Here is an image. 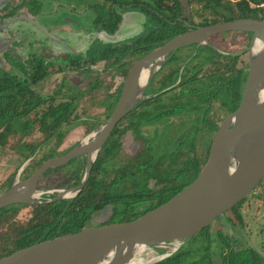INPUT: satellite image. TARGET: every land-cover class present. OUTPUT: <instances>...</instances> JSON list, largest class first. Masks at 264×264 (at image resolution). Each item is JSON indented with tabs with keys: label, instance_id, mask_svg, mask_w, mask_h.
Listing matches in <instances>:
<instances>
[{
	"label": "flooded vegetation",
	"instance_id": "1",
	"mask_svg": "<svg viewBox=\"0 0 264 264\" xmlns=\"http://www.w3.org/2000/svg\"><path fill=\"white\" fill-rule=\"evenodd\" d=\"M263 1L10 0L0 13V196L47 160L67 154L103 123L115 108L134 63L158 53L178 35L229 22H219L223 10H236L244 3L256 8ZM251 19L264 20L258 13ZM121 27L125 35L117 42L105 40ZM251 40L249 33L226 32L156 57L143 98L120 121V129L134 120L138 135L131 134L142 144L144 140L154 142V135L146 137L144 131L153 129L157 135L156 145L149 144L153 153L162 150L164 140L171 137L180 142L162 154L189 150L204 154L220 123L240 104ZM93 108L101 112L89 115ZM32 134L41 141L30 143L29 138L36 136ZM79 135L78 142L67 146L66 141ZM15 163V172L5 175ZM85 165L83 155L45 171L37 181L38 199L48 201L60 191L76 187H66V178L63 183L48 179L64 169L63 177L68 178L77 167L85 170ZM262 185L214 225L182 245L170 244L167 252L202 245L203 253L209 255V261H204L207 264H216V253L224 264L229 251L230 264H264V257L242 233L246 221L241 210ZM32 206L36 205L17 203L0 209V232L4 233L0 248H9L8 238H18L19 232L9 231L10 224L20 226L29 220ZM226 225L230 231L224 233Z\"/></svg>",
	"mask_w": 264,
	"mask_h": 264
},
{
	"label": "water",
	"instance_id": "2",
	"mask_svg": "<svg viewBox=\"0 0 264 264\" xmlns=\"http://www.w3.org/2000/svg\"><path fill=\"white\" fill-rule=\"evenodd\" d=\"M9 1L0 0V13ZM226 32L252 35L248 75L240 104L218 126L197 177L166 203L136 219L87 226L20 249L1 258L0 264H130L147 249L184 244L234 210L263 182L264 20L246 18L178 35L158 53L148 54L134 63L107 119L67 154L47 160L28 179L16 182L0 196V209L17 203L50 204L75 198L85 186L99 152L117 124L143 98L155 71L153 60L178 47L204 43L208 37ZM124 35L125 28L121 27L117 34L105 40L117 42ZM83 155L86 165L79 185L60 191L53 199L40 201L36 194L39 177L48 169L63 166ZM170 254L167 252L164 256Z\"/></svg>",
	"mask_w": 264,
	"mask_h": 264
},
{
	"label": "trees",
	"instance_id": "3",
	"mask_svg": "<svg viewBox=\"0 0 264 264\" xmlns=\"http://www.w3.org/2000/svg\"><path fill=\"white\" fill-rule=\"evenodd\" d=\"M252 1L257 4L260 0ZM244 18H257V9L244 3L243 7L238 5L236 10H223L219 22ZM120 124L102 147L85 186L75 198L32 206L29 220L20 226L11 222L9 231L12 234L19 232V235L15 239L8 238L9 248H0V259L30 245L79 231L88 226L93 214L107 207H111V215L105 223L136 219L163 205L188 186L206 162L209 145L204 154L189 150L177 155H155L146 145L134 157L122 161L120 138L127 131L138 135V125L131 120L125 128L120 129ZM83 170V166H80L69 174L66 187L78 185ZM150 180H156V184L162 180L165 185L153 191L149 186ZM3 235L0 232V236ZM151 249L158 254L157 260L151 264H190V259L193 264H207L204 261H209V255L203 253L202 245H195L192 249L183 246L167 256H164L167 247ZM208 249L209 246L206 251ZM229 252L223 257L224 264H230Z\"/></svg>",
	"mask_w": 264,
	"mask_h": 264
},
{
	"label": "rangeland",
	"instance_id": "4",
	"mask_svg": "<svg viewBox=\"0 0 264 264\" xmlns=\"http://www.w3.org/2000/svg\"><path fill=\"white\" fill-rule=\"evenodd\" d=\"M99 112H101V110L98 111V110H95V108H93L92 110H90L89 115H96V114H99ZM150 130L151 129L144 130L146 137L147 136L150 137L154 135L156 139L154 140V142L145 141L143 142V144L141 141L135 140L130 131L127 132L120 140V146H121L120 147V157L130 158V157H133L136 153L143 150V148H145L146 145H147L146 148H149V144L156 145L157 135H155V133L153 132V129L151 130L152 132H150ZM77 131L81 132L82 130L81 128H79L77 129ZM32 135L37 136V134H32ZM36 136L29 138V142L36 143L38 141H41L40 139L41 137L39 138L38 137L39 135L37 137ZM81 138H82L81 135H79L78 138H74L73 140L66 141L68 144L67 146L73 145L76 141L78 142V140H80ZM83 139H81L80 141H82ZM164 141H166L165 142L166 145L163 146L162 150L155 151L156 153H158L157 155L162 154L164 151L171 152L176 146L174 144L180 142V140H177L171 137L168 139H165ZM208 141L209 140H206V144H208ZM15 165L16 163L13 165L12 169H11V166L8 167L9 168L8 172L5 173V175L11 172H15V167H17ZM66 170L67 169L58 170L55 173H53V175H56V177L55 178L53 177L54 179L49 178L48 179L49 182H52L53 180L54 181L60 180L63 183L65 181V178H67V177H63V175L67 173ZM1 175L3 176L2 169H0V180L2 179ZM263 184H264V180H263ZM164 185L165 183L162 182V180L157 181V184H156V180H151L149 182V186L153 191L158 190L159 188H161V186H164ZM253 195L254 196L252 197L254 198L250 197L245 202L246 204L242 206L241 208V210L243 211V215L245 216V221H246L245 228L242 229V233L244 234V236H246V239L249 241L250 246L253 248L255 247V250L259 252V254L262 257H264V185L260 186ZM110 215H111V207H107L104 210L93 214L90 222L88 223V226L103 224L108 221ZM25 218H27V216H24V219ZM224 228H225L224 233H226L227 231H230L229 225H226ZM237 232L238 230L237 231L235 230V232L232 233L234 237L237 236ZM157 258H158V254L156 253L154 249L153 250L147 249L142 254V259L145 262L149 261L152 263L153 261H156ZM213 260L215 261L216 264H220L219 256L217 255V253L214 254Z\"/></svg>",
	"mask_w": 264,
	"mask_h": 264
},
{
	"label": "built area",
	"instance_id": "5",
	"mask_svg": "<svg viewBox=\"0 0 264 264\" xmlns=\"http://www.w3.org/2000/svg\"><path fill=\"white\" fill-rule=\"evenodd\" d=\"M256 9L259 16L264 18V1L261 4L257 5Z\"/></svg>",
	"mask_w": 264,
	"mask_h": 264
},
{
	"label": "bare ground",
	"instance_id": "6",
	"mask_svg": "<svg viewBox=\"0 0 264 264\" xmlns=\"http://www.w3.org/2000/svg\"><path fill=\"white\" fill-rule=\"evenodd\" d=\"M144 252V251H143ZM143 252H141L136 259H134L130 264H144V262L142 261V254Z\"/></svg>",
	"mask_w": 264,
	"mask_h": 264
}]
</instances>
